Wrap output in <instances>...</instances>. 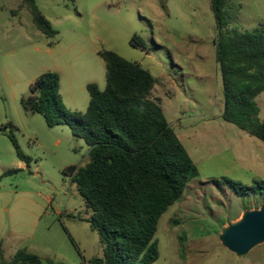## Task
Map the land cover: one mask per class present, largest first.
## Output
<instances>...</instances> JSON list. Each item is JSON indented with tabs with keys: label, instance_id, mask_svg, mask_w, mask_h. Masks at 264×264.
Listing matches in <instances>:
<instances>
[{
	"label": "rangeland",
	"instance_id": "obj_1",
	"mask_svg": "<svg viewBox=\"0 0 264 264\" xmlns=\"http://www.w3.org/2000/svg\"><path fill=\"white\" fill-rule=\"evenodd\" d=\"M57 32L47 37L22 0H0V245L11 261L20 250L43 262L90 264L102 258L100 234L69 167L89 161V147L69 125L48 126L25 110L33 83L60 76L67 111L85 116L87 85L106 88L101 51L139 63L156 79L170 126L198 168L182 198L161 217L154 264H264V243L239 256L221 241L243 214L264 206V143L222 118L223 85L216 62L211 0H35ZM230 30L252 31L264 22V0L229 3ZM139 35L146 49L131 45ZM264 117V93L257 98ZM22 152L21 162L10 140ZM239 193V194H238Z\"/></svg>",
	"mask_w": 264,
	"mask_h": 264
},
{
	"label": "trees",
	"instance_id": "obj_2",
	"mask_svg": "<svg viewBox=\"0 0 264 264\" xmlns=\"http://www.w3.org/2000/svg\"><path fill=\"white\" fill-rule=\"evenodd\" d=\"M232 1L236 0H211L223 85L222 118L264 143V117L259 118L257 103L264 93V22L252 31L230 30ZM22 5L44 35L57 34L35 0H22ZM131 45L146 49L139 35L131 39ZM99 55L106 66V88L87 85L90 100L84 117L67 111L55 72H46L33 83L23 106L29 113L42 115L50 127L69 125L89 147L88 163L69 167L67 174L92 212L88 222L100 234L104 248L103 257L90 264H154L160 256L155 240L159 220L182 198L199 171L168 123L160 100L150 98L156 85L151 73L113 51ZM10 140L17 158L29 165L31 159L12 133ZM228 183L251 193L256 187L264 189V181L254 187ZM0 264L63 263L43 262L26 250L7 261L0 245Z\"/></svg>",
	"mask_w": 264,
	"mask_h": 264
},
{
	"label": "water",
	"instance_id": "obj_3",
	"mask_svg": "<svg viewBox=\"0 0 264 264\" xmlns=\"http://www.w3.org/2000/svg\"><path fill=\"white\" fill-rule=\"evenodd\" d=\"M222 244L231 252L243 256L264 243V206L250 210L230 224L221 235Z\"/></svg>",
	"mask_w": 264,
	"mask_h": 264
}]
</instances>
